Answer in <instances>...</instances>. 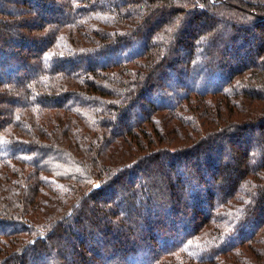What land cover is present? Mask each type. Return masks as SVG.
Listing matches in <instances>:
<instances>
[{
	"label": "trees",
	"instance_id": "trees-1",
	"mask_svg": "<svg viewBox=\"0 0 264 264\" xmlns=\"http://www.w3.org/2000/svg\"><path fill=\"white\" fill-rule=\"evenodd\" d=\"M0 264H264V0H0Z\"/></svg>",
	"mask_w": 264,
	"mask_h": 264
},
{
	"label": "rangeland",
	"instance_id": "rangeland-1",
	"mask_svg": "<svg viewBox=\"0 0 264 264\" xmlns=\"http://www.w3.org/2000/svg\"><path fill=\"white\" fill-rule=\"evenodd\" d=\"M223 2V1H222ZM87 233H89V232H87ZM92 233V232H91ZM62 242H64V241H62ZM62 246H64L65 247V245L64 244H62Z\"/></svg>",
	"mask_w": 264,
	"mask_h": 264
}]
</instances>
